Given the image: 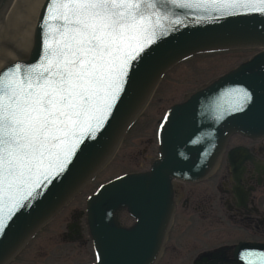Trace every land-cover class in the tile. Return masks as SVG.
<instances>
[{
	"label": "snow or ice",
	"instance_id": "6c2138e0",
	"mask_svg": "<svg viewBox=\"0 0 264 264\" xmlns=\"http://www.w3.org/2000/svg\"><path fill=\"white\" fill-rule=\"evenodd\" d=\"M158 4L172 5L167 12L174 15V8L207 6L206 0H47L42 6L40 59L0 70L6 77L0 79V238L10 227L6 221L19 218L48 185L71 172L89 142L117 118L135 90L137 66L149 70L150 45L164 35L167 14ZM217 6L264 12V0ZM237 115L264 124V84L230 83L202 96L199 128L187 141L198 159L215 154L219 126ZM172 120L168 115L167 124Z\"/></svg>",
	"mask_w": 264,
	"mask_h": 264
},
{
	"label": "water",
	"instance_id": "95a60500",
	"mask_svg": "<svg viewBox=\"0 0 264 264\" xmlns=\"http://www.w3.org/2000/svg\"><path fill=\"white\" fill-rule=\"evenodd\" d=\"M5 2L7 0H0V9ZM46 2L41 0L39 15ZM206 2V8L191 11L174 8L175 15L167 12L172 5L165 8L158 4L167 18L161 21L164 35L150 45L154 51L149 70L145 73L142 66H137L140 77L134 92L121 105L117 118L105 125L103 135L89 142L90 146L76 167L58 182L48 185L43 197L29 210L18 214L19 218L6 221L10 227L5 230L6 235L0 238V264L12 259L113 157L125 132L145 108L168 69L190 55L208 50L239 47L264 49V12L217 6L228 0ZM255 2L258 3V0ZM177 19L182 23L177 25ZM36 24H31L28 31H24V25L22 30L11 29L13 35L3 37L8 46L0 59V70L12 61L35 64L40 59L41 44ZM3 32L0 31L2 36ZM28 53V57L16 60L19 55ZM230 83L264 84V51L168 111L167 116L173 115V120L167 124L166 116L160 129V159L153 163L150 171L120 177L102 186L89 199L88 224L97 254L94 264H155L173 214L174 180L193 182L203 178L213 166L226 139L233 133H242L241 129L247 136H264V124L237 115L219 126L216 133L218 148L214 150V155L205 154L200 160L198 150L187 144L190 136L199 128L198 101L209 90ZM176 109L181 111L177 112ZM185 152L188 153L187 157ZM124 210L136 220L132 227H124L120 222V213Z\"/></svg>",
	"mask_w": 264,
	"mask_h": 264
},
{
	"label": "flooded vegetation",
	"instance_id": "af4514ba",
	"mask_svg": "<svg viewBox=\"0 0 264 264\" xmlns=\"http://www.w3.org/2000/svg\"><path fill=\"white\" fill-rule=\"evenodd\" d=\"M173 204L172 225L157 264H264V136L232 135L212 174L174 184ZM84 216L73 212L64 230L45 240L59 249L54 264H66L61 253L67 241L81 244L84 233L92 243ZM41 231L9 264H23L19 257L27 250L36 262L47 257L46 244H33Z\"/></svg>",
	"mask_w": 264,
	"mask_h": 264
},
{
	"label": "rangeland",
	"instance_id": "374dc122",
	"mask_svg": "<svg viewBox=\"0 0 264 264\" xmlns=\"http://www.w3.org/2000/svg\"><path fill=\"white\" fill-rule=\"evenodd\" d=\"M259 51L260 49L255 48H242L200 53L179 63L167 72L143 115L126 133L114 159L93 180L88 181L77 191L59 214L43 227L41 234L33 244L36 242V245L42 243L47 245L48 242L45 240L53 232L63 231L71 222L73 212L85 211L88 197L93 195L102 184L126 173L149 170L153 161L158 158L157 130L166 111L174 104L183 101L192 92L249 60ZM85 221L84 216V224ZM121 222L125 226H131L134 220L125 212L121 215ZM83 236L84 241L81 244L67 241L64 245L65 251L61 253V258L65 256L66 264H89L95 260L92 243L87 241L84 233ZM48 247L47 257L39 259L41 264H54L58 256V247ZM29 251L27 250L26 254L23 253L19 257L21 262L23 264L40 263L28 256ZM62 264L65 263L62 262Z\"/></svg>",
	"mask_w": 264,
	"mask_h": 264
},
{
	"label": "bare ground",
	"instance_id": "6f19581e",
	"mask_svg": "<svg viewBox=\"0 0 264 264\" xmlns=\"http://www.w3.org/2000/svg\"><path fill=\"white\" fill-rule=\"evenodd\" d=\"M41 0H7L0 9V59L7 48L3 37L12 36V30L28 31L31 24H36Z\"/></svg>",
	"mask_w": 264,
	"mask_h": 264
}]
</instances>
